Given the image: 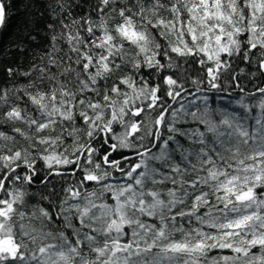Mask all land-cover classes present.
Returning a JSON list of instances; mask_svg holds the SVG:
<instances>
[{
  "label": "snow or ice",
  "instance_id": "6c2138e0",
  "mask_svg": "<svg viewBox=\"0 0 264 264\" xmlns=\"http://www.w3.org/2000/svg\"><path fill=\"white\" fill-rule=\"evenodd\" d=\"M81 7L49 0L48 50L0 88V264H264V79L242 111L204 94L264 77V0Z\"/></svg>",
  "mask_w": 264,
  "mask_h": 264
},
{
  "label": "trees",
  "instance_id": "16d2710c",
  "mask_svg": "<svg viewBox=\"0 0 264 264\" xmlns=\"http://www.w3.org/2000/svg\"><path fill=\"white\" fill-rule=\"evenodd\" d=\"M48 2L49 0H4L6 5L5 19L3 24L0 25L1 88L16 89L22 87L27 82V78L22 73L27 71L32 64H39L41 62L39 57L48 50L47 46L50 43V34L46 25L51 22L48 15ZM91 2L92 0H80L82 7L74 9V13L86 12ZM183 67L187 69L189 79L203 77V73L198 71V65L184 64ZM8 68L14 70L12 76L8 75ZM234 68L236 69V73H241V70H243V73L240 74V82L245 87V93L242 94L239 92V89L230 87L229 81L224 80L222 87L225 90L223 92L213 90L212 92L204 93L210 97L209 103L211 107H227L229 111H242L236 101L243 95L245 102H249L247 92L253 90L255 84L260 83V79H264V77H259V73H257L258 78H252V82L250 83L247 74L250 71H255V66L250 68L245 63L235 62ZM181 75L183 76V73ZM201 87H204V85H201ZM19 95L22 96L23 94L20 93ZM188 99H193V97H189ZM184 103L187 106V101H184ZM196 103L202 105V101L198 100ZM9 106L11 105L6 107ZM15 126L22 127V124L16 122ZM12 127L11 123H5L3 128L10 132ZM17 138L21 139L20 137ZM21 142L23 141L21 140ZM61 183L63 182L56 183L57 190L60 189ZM51 187L49 185V189ZM29 190L36 193L38 198L41 192H46L48 189H45L39 183V177H37V183ZM210 255H216V253L213 252Z\"/></svg>",
  "mask_w": 264,
  "mask_h": 264
},
{
  "label": "rangeland",
  "instance_id": "374dc122",
  "mask_svg": "<svg viewBox=\"0 0 264 264\" xmlns=\"http://www.w3.org/2000/svg\"><path fill=\"white\" fill-rule=\"evenodd\" d=\"M1 88V87H0ZM26 97H24L23 99H21V100H18L17 101V104L20 106V107H22V108H24V107H30V105H26L25 104V101H26ZM6 106H0V130H4V125H5V123L3 122V119H2V117H3V113L6 111ZM20 123V122H19ZM22 128H26V126H24V125H22Z\"/></svg>",
  "mask_w": 264,
  "mask_h": 264
}]
</instances>
